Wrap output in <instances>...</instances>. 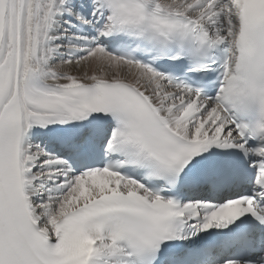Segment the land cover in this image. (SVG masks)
Here are the masks:
<instances>
[{
  "label": "snow or ice",
  "instance_id": "6c2138e0",
  "mask_svg": "<svg viewBox=\"0 0 264 264\" xmlns=\"http://www.w3.org/2000/svg\"><path fill=\"white\" fill-rule=\"evenodd\" d=\"M0 264H264V0H0Z\"/></svg>",
  "mask_w": 264,
  "mask_h": 264
}]
</instances>
